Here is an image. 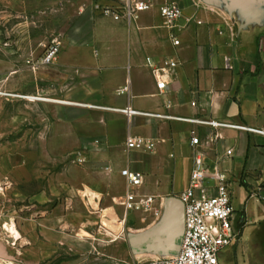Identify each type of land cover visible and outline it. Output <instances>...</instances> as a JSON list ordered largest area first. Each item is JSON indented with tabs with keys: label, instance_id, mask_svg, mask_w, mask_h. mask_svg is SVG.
Masks as SVG:
<instances>
[{
	"label": "crops",
	"instance_id": "1",
	"mask_svg": "<svg viewBox=\"0 0 264 264\" xmlns=\"http://www.w3.org/2000/svg\"><path fill=\"white\" fill-rule=\"evenodd\" d=\"M168 1L178 2L184 12L175 30L165 26L160 14V7ZM172 33L179 46L173 44ZM70 50L73 59L68 57L66 61L64 56V68L75 70L70 64L73 60L72 65L79 66L83 76L91 77L90 82L84 80L83 94H73L74 102L90 104L80 107L104 113L102 120L78 127L101 147L96 164L110 169L96 172L97 178L104 180V188H88V194L80 192L79 202L87 199L97 219L83 221L80 217L78 224L74 222L79 228L74 232L78 240L74 237L72 242L65 234L71 224H61L59 204L53 208L41 204L42 210H48L38 212L36 220L27 224L30 237L26 254L31 264H50L61 257L60 245L74 243L81 251L83 237L100 244L107 243L106 239L114 243L125 236L123 228L117 240L113 238L107 226L111 220L104 214L114 210L118 216L120 210L125 211L128 184L121 172L126 168L144 176L138 193L153 198L154 205L159 197L167 196L159 202L165 212L167 199L189 187L199 152L210 171L227 175L235 224L241 233L239 242L221 254V264H264V136L184 121H216L264 130V0H157L152 11L131 25L98 18L91 43L72 45ZM168 59L178 66L164 77L167 88L160 91L148 60L161 66ZM126 87L128 91L119 94ZM129 107L174 119L142 115L129 119L122 113ZM193 133L200 139V148L191 145ZM129 136L154 140L156 150L127 154ZM178 179L183 182L180 189H174ZM29 208L33 213L38 206ZM123 215L118 218L120 225L126 226V212ZM126 242L129 256L128 239ZM112 248L105 251L114 253ZM140 255L145 259L161 256Z\"/></svg>",
	"mask_w": 264,
	"mask_h": 264
},
{
	"label": "rangeland",
	"instance_id": "2",
	"mask_svg": "<svg viewBox=\"0 0 264 264\" xmlns=\"http://www.w3.org/2000/svg\"><path fill=\"white\" fill-rule=\"evenodd\" d=\"M97 1L0 0V242L7 254L6 258L0 256V264L32 263L26 254L30 237L27 224L36 220L38 212L48 210H42V205L53 208L59 204L60 222L71 224L65 234L71 236L72 242L74 237L79 238L74 233L79 229L74 222L78 224L80 217L83 221L97 217L87 199L79 202L80 192L88 194V188H104L105 182L97 178L96 172L110 167L96 164L95 156L101 147H96V139L84 135L78 126L102 120L104 113L84 108L90 104L74 102L91 77L83 76L79 66L72 65L73 60L70 64L75 70L64 68L62 59H73L72 45L91 43L97 19L107 18L94 8ZM57 44V61L44 66L43 58ZM77 86L80 89L76 90ZM177 182L172 185L174 189H180L183 180ZM166 197H159V202ZM157 202L151 211L126 215V226H121L118 218L125 214L123 209L118 216L114 210L107 212L104 216L111 220L107 226L113 238L123 228L124 237L100 244L83 237L81 251L74 243L60 245L62 256L50 264H131L145 259L129 240L161 224L165 212ZM32 204L38 206L33 213L28 209ZM13 224L22 236L18 241L9 230ZM109 246L114 253L105 251Z\"/></svg>",
	"mask_w": 264,
	"mask_h": 264
},
{
	"label": "built area",
	"instance_id": "3",
	"mask_svg": "<svg viewBox=\"0 0 264 264\" xmlns=\"http://www.w3.org/2000/svg\"><path fill=\"white\" fill-rule=\"evenodd\" d=\"M156 2L157 0H98L94 8L115 22L124 21L131 25L137 22L142 14L152 11ZM160 14L165 26L171 30L177 28L178 22L184 16L183 8L175 1L163 4L160 7ZM171 39L175 46L180 45L174 33L171 34ZM59 53L60 45L57 44L48 50L42 64L44 66L54 64ZM148 64L157 79L158 89L164 91L167 88L164 77L169 71L177 68L178 63L168 59L163 61L161 66L155 65L151 60H148ZM127 91L126 87L119 91V94ZM122 113L129 119L137 115L160 120L174 119L167 115L139 113L130 107L122 110ZM184 121L215 129L226 128L264 136V130L246 126L216 121ZM191 145L195 149L201 147L200 139L195 133L192 135ZM126 149L128 152H154L156 143L151 139L129 136ZM231 154L232 151H228V155ZM121 175L128 184V191L123 201L126 215L135 211H151L154 207V199L138 193L144 184V176L128 168L124 169ZM178 198L184 204L185 213V230L178 254L158 256L152 259H136L131 264H221L220 257L224 250L239 242L241 233L235 224L236 211L227 175L218 170L210 171L201 152L197 153L194 158L189 187Z\"/></svg>",
	"mask_w": 264,
	"mask_h": 264
},
{
	"label": "water",
	"instance_id": "4",
	"mask_svg": "<svg viewBox=\"0 0 264 264\" xmlns=\"http://www.w3.org/2000/svg\"><path fill=\"white\" fill-rule=\"evenodd\" d=\"M185 230L184 204L177 197H170L161 224L140 236L130 239V245L137 246L140 253H154L161 256H175L181 246ZM0 256L7 254L0 242Z\"/></svg>",
	"mask_w": 264,
	"mask_h": 264
},
{
	"label": "bare ground",
	"instance_id": "5",
	"mask_svg": "<svg viewBox=\"0 0 264 264\" xmlns=\"http://www.w3.org/2000/svg\"><path fill=\"white\" fill-rule=\"evenodd\" d=\"M53 101V100H52ZM65 104H71V105H76V106H83L81 104H76V103H69V102H63ZM93 194V193H92ZM9 230L11 231V233L13 234V238L16 239L17 241L22 239L21 234L16 230L14 224L9 227Z\"/></svg>",
	"mask_w": 264,
	"mask_h": 264
},
{
	"label": "trees",
	"instance_id": "6",
	"mask_svg": "<svg viewBox=\"0 0 264 264\" xmlns=\"http://www.w3.org/2000/svg\"><path fill=\"white\" fill-rule=\"evenodd\" d=\"M242 231V230H241Z\"/></svg>",
	"mask_w": 264,
	"mask_h": 264
}]
</instances>
